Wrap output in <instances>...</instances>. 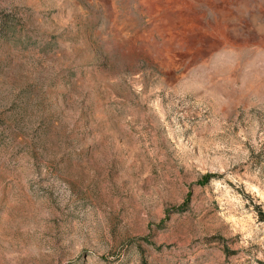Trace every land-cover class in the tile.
Wrapping results in <instances>:
<instances>
[{"label":"rangeland","instance_id":"obj_1","mask_svg":"<svg viewBox=\"0 0 264 264\" xmlns=\"http://www.w3.org/2000/svg\"><path fill=\"white\" fill-rule=\"evenodd\" d=\"M264 0H0V264H264Z\"/></svg>","mask_w":264,"mask_h":264},{"label":"trees","instance_id":"obj_2","mask_svg":"<svg viewBox=\"0 0 264 264\" xmlns=\"http://www.w3.org/2000/svg\"><path fill=\"white\" fill-rule=\"evenodd\" d=\"M264 218V217H263Z\"/></svg>","mask_w":264,"mask_h":264}]
</instances>
